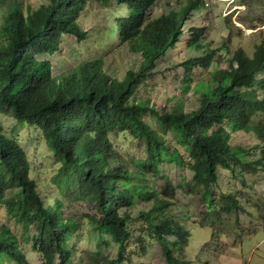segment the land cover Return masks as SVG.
<instances>
[{
	"label": "trees",
	"instance_id": "1",
	"mask_svg": "<svg viewBox=\"0 0 264 264\" xmlns=\"http://www.w3.org/2000/svg\"><path fill=\"white\" fill-rule=\"evenodd\" d=\"M159 1L47 0L35 7L0 0V112L40 129L60 165L53 180L57 195H44L20 142L0 127V203L27 239L33 230V251L41 264H75L73 238L79 237L83 220L97 235V251L88 252L92 264H134L148 255L149 241L160 245L167 263L191 264L177 255L185 252L192 234L171 213L176 187L160 166L169 161L190 170L189 192L203 195L210 210L220 212L240 207L231 195L224 198V210L216 204L221 169L241 165L258 171L256 166L264 165V157L248 160L258 157V145H233L234 134L253 132L254 119L264 113V39L252 56L235 49L226 68H220L217 50L206 45V28L184 31L195 15L204 16L202 0H187L153 18ZM90 3L101 4L97 10L105 12L96 28L104 42L141 58L139 69L123 79L106 71L103 56L54 74L50 57L63 38L87 39L80 18L91 11ZM181 43L202 52L182 63L184 91L195 90L198 107L186 112L177 101L158 111L141 87L153 77L156 62ZM195 69L209 78L193 84ZM148 115L156 118L157 129L146 121ZM114 133L144 143V159H126L111 140ZM8 191L16 197L5 200ZM68 196L91 201L96 214L69 216ZM111 244L117 247L113 259L102 253ZM21 247L11 230L0 226V255L29 264Z\"/></svg>",
	"mask_w": 264,
	"mask_h": 264
},
{
	"label": "rangeland",
	"instance_id": "2",
	"mask_svg": "<svg viewBox=\"0 0 264 264\" xmlns=\"http://www.w3.org/2000/svg\"><path fill=\"white\" fill-rule=\"evenodd\" d=\"M27 5L35 7L46 3L47 0H23ZM187 0H160L153 10V18L177 10ZM229 0H215L210 10H203L204 16L195 15L184 26V31L190 27L206 28V45L211 50H217L215 59L220 68H226L233 51L242 48L252 56L256 47L264 39V0H236L237 9L233 12L228 7ZM91 11L80 18V25L87 30V39L81 43L72 36L63 38L59 50L50 57L55 75H59L71 67L77 66L84 60L96 59L103 56L105 69L118 79H123L127 71H137L141 58L129 53L126 48L117 43L107 45L98 35L96 28L101 26L105 12L97 10L99 3H90ZM90 10V9H89ZM184 44V43H183ZM179 48L169 49L156 62L154 75L145 80L141 94L149 100L156 110L172 107L177 101L182 102L183 109L188 112L198 107V94L194 89L185 92L187 85L183 82L184 68L182 63L189 59L199 58L201 51L188 49L182 43ZM209 75L203 69L192 72L193 84L199 80H207ZM150 126L158 128L156 118L146 117ZM260 126V127H256ZM0 127L7 136H14L25 150L31 175L38 182L39 189L44 195H57L54 177L59 171V163L54 158V152L49 148L42 132L34 125L16 119L12 114L0 112ZM253 132H238L234 134L233 145L246 148L259 146L258 157H264V113L254 119ZM111 140L118 151L127 159H144V143L132 138L129 134L114 133ZM249 156V155H248ZM258 171L235 166L234 171L221 169L222 177L215 187L216 204L225 209V197L236 196L240 207H231L227 211L212 208L203 195L189 192L185 184L192 182L193 173L186 167H179L173 162H164L160 166L161 174L176 187V204L171 209L173 217L181 222L192 234L184 253H178L181 261H191V264H264V165L256 166ZM162 185L163 182L160 181ZM185 185V186H184ZM16 194L8 191L5 200L14 199ZM70 197V196H68ZM65 212L69 216H92L96 214L95 205L88 200H64ZM0 226L8 227L17 237L29 264H41L38 255L33 251L30 238L23 235L21 227L7 215L4 204L0 203ZM95 234H90L86 222L79 232V237L73 238L76 250L75 264H92L88 252L97 251ZM108 241L110 238L105 237ZM173 240V239H171ZM149 253L144 258L136 259L134 264H169L161 256L158 243L149 241ZM117 247L114 244L104 246L103 256L113 259ZM0 264H17L12 258L0 255ZM128 264V263H123Z\"/></svg>",
	"mask_w": 264,
	"mask_h": 264
},
{
	"label": "built area",
	"instance_id": "3",
	"mask_svg": "<svg viewBox=\"0 0 264 264\" xmlns=\"http://www.w3.org/2000/svg\"><path fill=\"white\" fill-rule=\"evenodd\" d=\"M212 2H213V0H203V4L207 8H210ZM234 2H235V0H229V2L227 4L228 7H231L232 11H234L237 8L236 6L233 5Z\"/></svg>",
	"mask_w": 264,
	"mask_h": 264
},
{
	"label": "clouds",
	"instance_id": "4",
	"mask_svg": "<svg viewBox=\"0 0 264 264\" xmlns=\"http://www.w3.org/2000/svg\"><path fill=\"white\" fill-rule=\"evenodd\" d=\"M214 1H215V0H213V2H212V4H211L210 8L205 7L204 4H203L204 8H205L206 10H210V9H212ZM202 3H203V0H202ZM233 5L237 7V5H236V0H235V2H234ZM237 8H238V7H237ZM237 8H236V9H237ZM236 9H235V10H236ZM235 10H234V11H235ZM234 11H233V12H234ZM148 253H149V252H148Z\"/></svg>",
	"mask_w": 264,
	"mask_h": 264
}]
</instances>
